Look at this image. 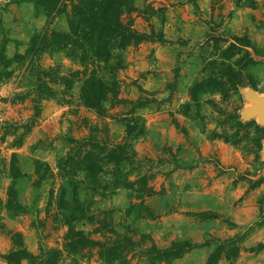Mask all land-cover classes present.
<instances>
[{
	"label": "rangeland",
	"instance_id": "obj_1",
	"mask_svg": "<svg viewBox=\"0 0 264 264\" xmlns=\"http://www.w3.org/2000/svg\"><path fill=\"white\" fill-rule=\"evenodd\" d=\"M135 1L142 13L146 6L154 13H133L130 18L134 29L149 32L153 27L156 32L164 34L167 42H143L127 49L124 68L117 75L119 97L136 100L143 95L138 91L139 87L158 101V105L152 104L136 111L144 119L146 134L136 142L135 149L144 163L143 172L156 175L151 184L156 191L162 189V192L140 202L127 191L120 190L104 200L96 198L93 209L113 211L117 232H131L135 239L145 234L159 248L167 247L173 241H188L197 245L209 242L212 252L218 241L239 236L244 243L247 237L242 254L239 253L237 260L231 259L230 264H264V141L258 152L259 134L255 127L250 126L237 133L239 128L233 122V129L228 128L227 133L228 136L237 133V137H233L231 142L210 138V132H220L222 121L235 113L242 122L253 120L264 126L256 116L244 118L242 114L251 106L247 94L264 100V0H255L254 9L237 6V0H196L198 10L194 9L190 0ZM5 2L12 0L2 1ZM35 9L36 16L46 18L40 8ZM210 21L221 23L222 29L230 35L247 36L262 52V56L257 58L262 64L251 70L255 90L248 87L241 89L238 95L226 101L218 96L200 98V114L207 120L203 130L201 123L195 119V108L185 117L181 107L189 102L187 90L200 75L202 63L195 47L204 41ZM53 23L54 29H58L59 24L66 27L64 16L56 18ZM27 30L22 26L16 28L15 34L27 37L15 41L16 48H24L34 34L28 35ZM0 38V41L2 38L12 40L10 31L1 27ZM39 63L44 68L61 66L64 72L79 69L62 54L43 55ZM11 69L14 70L12 77L0 84V238L3 241L0 242V250H7L0 253V264H6L4 256L9 251L18 250L15 234H19L22 245L33 255L39 253L40 247L61 250L66 229L52 222L53 206L49 212L46 210L48 192L53 183L47 180L38 190L33 189L34 162L47 163L54 170L57 157L67 150L62 138L68 135L80 139L87 134L84 120L89 123L97 121L95 114L80 104L79 82L65 95L43 100L39 116L33 119L31 98L13 103L10 100L13 94L25 91V80H20L19 67L13 65ZM55 88L58 93L62 92V87ZM209 100L215 101L220 110L207 104ZM124 108L112 107L108 118L101 121L107 124L109 136L114 141H120L124 136V128L118 122L121 113L125 112ZM175 121L179 127L175 126ZM24 127L27 132H24ZM23 132L26 134L20 147L14 146L13 140ZM170 152L176 154L180 168L173 169L172 163H165L155 165L151 172L146 169L149 165L146 158L169 159ZM11 155L15 156L18 168L26 175L25 179L16 182V190L18 201L29 210L27 214L15 217L4 208L11 183L8 174ZM55 182L54 188H57L59 181ZM227 212L237 213V216L251 214L252 219L238 225L235 216H228ZM150 214L154 217H149ZM210 216L216 218L207 219ZM191 224L197 226L192 227ZM78 227L90 230L88 226ZM15 228L21 231H14ZM214 228L215 232L202 244L186 238L198 230L208 235ZM232 230L236 233L230 237L228 234ZM197 235L193 234V238ZM149 244L147 240L145 245ZM260 246L262 248L257 249ZM227 250L231 247L223 251ZM81 264L102 263L93 255L81 259Z\"/></svg>",
	"mask_w": 264,
	"mask_h": 264
},
{
	"label": "trees",
	"instance_id": "obj_2",
	"mask_svg": "<svg viewBox=\"0 0 264 264\" xmlns=\"http://www.w3.org/2000/svg\"><path fill=\"white\" fill-rule=\"evenodd\" d=\"M30 2L43 11L47 25L29 38L23 54L15 53L13 57L6 55V46L11 40L2 38L0 84L12 77L13 65L19 67L20 80H25V91L13 94L10 100L13 103L31 98L32 118L35 119L39 116L40 103L43 100L56 98L59 94L63 96L79 82L80 104L92 111L97 121L89 123L84 120L87 134L80 139L68 135L62 138L67 150L57 157L54 170L47 163L34 162L33 189L38 190L47 180L53 183L48 192L46 210L49 212L53 206L52 222L66 229L61 250L40 247L39 253L33 255L22 245L19 234H15L18 250H11L4 256L6 264H21L23 261L27 264H81V259L93 255L102 264H132L134 261L136 264H171L194 249L210 246L209 242L197 245L188 241H173L167 247L159 248L145 234L135 239L131 232H117L112 218L113 211L93 209L96 198L104 200L120 190L127 191L140 202L159 196L162 192V189L160 192L156 191L151 184L156 175L143 172L144 163L135 149L136 142L146 134L144 119L136 111L152 104L158 105V101L139 87L138 91L142 96L136 100L121 99L117 79L118 72L124 68V54L127 49L135 48L143 42H167L164 34L161 31L156 32L153 27H150L149 32H139L133 27L130 18L133 13L146 15L153 14L154 10L146 6L142 13L135 0ZM237 2L239 7H256L255 0ZM190 3L198 10L196 0H190ZM61 16L65 18L66 29H54V20ZM1 27L0 25V29ZM208 28L209 32L204 41L195 47L202 63L200 75L187 90L189 102L181 107L185 117L195 108V119L201 123L202 129H205L207 120L200 114V98L218 96L226 101L238 95L241 89L248 87L255 90L256 83L251 70L262 64L257 59L262 56V52L247 36L230 35L222 29L221 23L210 21ZM52 54H62L79 69L64 72L57 65L42 67L39 63L41 57ZM56 86L62 87L61 93H58ZM207 104L218 109L215 101L209 100ZM115 106L125 107V112L118 118L124 128V136L120 141H114L109 136L107 124L101 122L108 118L110 109ZM231 122L239 128L237 133L241 129L254 126L259 134L258 152L262 149L264 126L253 120L242 122L237 113L222 121L220 132H210L211 140L227 143L237 137V133L228 136V128L233 129ZM174 124L179 127L176 121ZM24 132L13 140L14 146L20 147L26 134ZM175 155L171 153L169 159L146 158L149 164L146 169L152 171L155 165L161 166L165 163H172L173 169L180 168ZM8 174L11 183L4 208L13 217L27 214L29 210L18 201L16 190V182L25 179L26 175L18 168L13 155L10 157ZM57 180L59 184L54 188ZM149 217L154 216L150 214ZM215 218L210 216L207 219ZM78 226H88L90 230L85 231ZM147 240L149 245H145ZM241 243L242 238L239 236L218 241L206 264H218L222 258L236 259ZM228 247L231 250L223 251ZM261 248L262 246L257 249Z\"/></svg>",
	"mask_w": 264,
	"mask_h": 264
},
{
	"label": "crops",
	"instance_id": "obj_3",
	"mask_svg": "<svg viewBox=\"0 0 264 264\" xmlns=\"http://www.w3.org/2000/svg\"><path fill=\"white\" fill-rule=\"evenodd\" d=\"M46 18L43 15L36 16L35 15V7L32 2L29 0H12V2L8 3H2L0 1V25L4 27L5 29H8L10 31V37L11 41L6 46V55L8 57H12L13 54L17 51V53L23 54L26 46L23 48V46H18L16 48L14 46L15 41H20L21 39H25L27 37L24 36H18L15 34L16 28L18 26L26 27L28 29L26 33L28 32V35H31L36 32L42 31L46 26ZM55 23L52 24L54 26ZM42 29V30H41ZM61 30H65L66 27L62 24H59V28ZM1 39V38H0ZM231 212H227V215L229 216ZM234 215L235 218L238 221V225H243L244 223H248L252 217L251 214H238L234 213L231 214ZM237 216V217H236ZM190 226H197L194 224H191ZM14 227L16 225L14 224ZM204 227V226H203ZM202 227V228H203ZM201 229V228H200ZM14 231H21L20 228H15ZM215 232V228L209 231L208 235H203L202 230H198L195 233H192L190 236H187L186 238L189 240H192L193 243L202 244L204 242V239L208 238L210 234H213ZM198 233V235L193 238ZM236 233L235 230H232L229 232L228 235L233 236ZM247 241V237H246ZM246 241L241 244V250L243 245L246 246ZM0 242H3L0 238ZM7 246V242H4V246ZM240 250V254H242V251ZM7 250L1 249L0 253H5ZM211 253L210 247H201L198 249H194L190 251L189 253L185 254L181 259L173 261L171 264H205L206 259L208 255ZM250 255V254H249ZM240 255H238L237 258H239ZM236 258V260H237ZM230 260L227 259H221L218 264H230ZM239 263V262H238Z\"/></svg>",
	"mask_w": 264,
	"mask_h": 264
},
{
	"label": "water",
	"instance_id": "obj_4",
	"mask_svg": "<svg viewBox=\"0 0 264 264\" xmlns=\"http://www.w3.org/2000/svg\"><path fill=\"white\" fill-rule=\"evenodd\" d=\"M249 100L254 102V107L248 110H245L242 114L244 118H250L255 116L256 114L259 115V121L264 123V100L259 99L252 95L251 93L247 94ZM263 157H264V150H263Z\"/></svg>",
	"mask_w": 264,
	"mask_h": 264
},
{
	"label": "bare ground",
	"instance_id": "obj_5",
	"mask_svg": "<svg viewBox=\"0 0 264 264\" xmlns=\"http://www.w3.org/2000/svg\"><path fill=\"white\" fill-rule=\"evenodd\" d=\"M247 98H248V97H247ZM247 100H248V102L251 104V106L248 107V108H246V109H244V111L253 108L254 105H255L254 102H253L252 100H249V99H247ZM244 111H243V112H244ZM243 112H242V113H243ZM255 116L259 119V115H258V114H256Z\"/></svg>",
	"mask_w": 264,
	"mask_h": 264
},
{
	"label": "built area",
	"instance_id": "obj_6",
	"mask_svg": "<svg viewBox=\"0 0 264 264\" xmlns=\"http://www.w3.org/2000/svg\"><path fill=\"white\" fill-rule=\"evenodd\" d=\"M3 1V0H2Z\"/></svg>",
	"mask_w": 264,
	"mask_h": 264
}]
</instances>
